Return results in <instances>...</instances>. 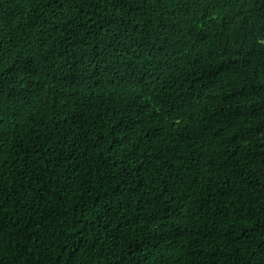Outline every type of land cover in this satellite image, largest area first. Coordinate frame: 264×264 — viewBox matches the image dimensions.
<instances>
[{"label": "trees", "instance_id": "trees-1", "mask_svg": "<svg viewBox=\"0 0 264 264\" xmlns=\"http://www.w3.org/2000/svg\"><path fill=\"white\" fill-rule=\"evenodd\" d=\"M0 264H264V0H0Z\"/></svg>", "mask_w": 264, "mask_h": 264}, {"label": "bare ground", "instance_id": "bare-ground-1", "mask_svg": "<svg viewBox=\"0 0 264 264\" xmlns=\"http://www.w3.org/2000/svg\"><path fill=\"white\" fill-rule=\"evenodd\" d=\"M137 108V107H136ZM178 169V168H177ZM180 169V168H179Z\"/></svg>", "mask_w": 264, "mask_h": 264}]
</instances>
